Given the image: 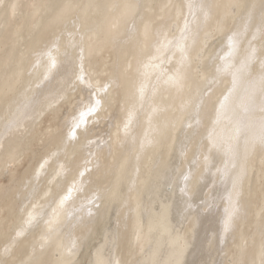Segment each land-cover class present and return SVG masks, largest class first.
Masks as SVG:
<instances>
[{
    "label": "bare ground",
    "instance_id": "6f19581e",
    "mask_svg": "<svg viewBox=\"0 0 264 264\" xmlns=\"http://www.w3.org/2000/svg\"><path fill=\"white\" fill-rule=\"evenodd\" d=\"M177 70L179 91L158 78ZM73 241L71 264H264V0H0V264H64Z\"/></svg>",
    "mask_w": 264,
    "mask_h": 264
},
{
    "label": "snow or ice",
    "instance_id": "6c2138e0",
    "mask_svg": "<svg viewBox=\"0 0 264 264\" xmlns=\"http://www.w3.org/2000/svg\"><path fill=\"white\" fill-rule=\"evenodd\" d=\"M185 27H187V24L185 25ZM184 39H187V37H185ZM228 43H229V51L225 54V56L221 57V60L225 61L224 70H227V68L231 66V61L228 58L232 55V52L235 50V43H234L232 38H229ZM170 45H172V41L167 40L166 38L161 40L160 44L157 45L155 48V54L150 58L148 63L143 65L144 71L141 72V75H143V76L150 75L149 70H151L152 72H157L160 70V63L157 61L162 59L164 52L167 51V49L169 48ZM175 47H176L177 51L181 52L182 59H186V56H184L183 41L177 43L175 45ZM254 54H255V49L252 50V56L250 57V59H254ZM158 78L161 80V83L168 88H174L177 91H179L183 87V76L179 70H177L173 74L160 73V77H158ZM79 79L81 80V82H83V80H84L83 75H81L79 77ZM233 82H234V84L236 83V77L235 76H234ZM107 88H108V85H105V87L101 91H107ZM138 92H139L140 100L143 101V99L145 97V88L143 85H141L139 87ZM227 99L228 98L226 97L225 100H227ZM100 104H101V101L96 100V103L94 106H91L86 113L81 114V119H80L79 123H77L74 126L72 132L70 133V138H75L76 129L81 127V125L85 124V118L88 115L94 114L99 110ZM156 110H157L156 108H153V111H156ZM225 113H226V105H225V103H221L220 108L217 111V121L218 122L225 119ZM132 118H133V113L129 112L128 119L124 123L123 127L120 129V132H123L124 135H127L129 132V128H130V125L132 122ZM189 127H191V124H189ZM152 143H153V139L150 136H146L144 141L142 142V148L150 147L152 145ZM206 159H207V157H205V160ZM41 168H43V165H41ZM89 170L90 169H87L85 171H89ZM85 171L80 172V174H79L80 180L74 181L72 183V185L67 188L66 194L63 195L62 198L59 199L58 208H63L65 205V202L69 201L73 198L74 192L82 191V189H83L82 181H83V177L85 176ZM184 179H185V181H188L190 179V177L185 176ZM186 187H187V184L185 185V189H186ZM233 187H234V189L236 188V183H234ZM185 189H182V191H184ZM239 195H240V193L238 191H235L233 194H230L229 199L231 201V207H230V210H227V216L224 220L225 232H227L231 228L233 217L239 211V208H238ZM93 202L94 201L92 199L88 200V204H92ZM82 207H83V205H82ZM88 214L91 215V209H88ZM39 217H40V213L37 210V206L34 204L32 206V208L26 213L25 224L30 226L34 222H36ZM57 219H58V217L53 215L52 218H49L47 220L48 228H47L46 234L41 237V241H42L40 244L41 248H44L52 239L53 234L55 232V227H53V225ZM17 235L18 236L23 235V231L18 232ZM75 247H76V243H75V241H73L71 246L64 250V255L69 258L68 260H66L64 262V264H71L70 257L73 255V251H74ZM116 264H119V261H117Z\"/></svg>",
    "mask_w": 264,
    "mask_h": 264
}]
</instances>
